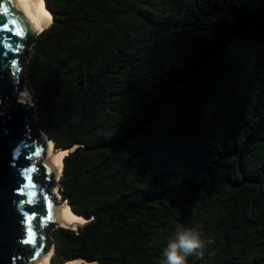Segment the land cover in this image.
Wrapping results in <instances>:
<instances>
[{
	"label": "trees",
	"instance_id": "1",
	"mask_svg": "<svg viewBox=\"0 0 264 264\" xmlns=\"http://www.w3.org/2000/svg\"><path fill=\"white\" fill-rule=\"evenodd\" d=\"M27 83L90 218L56 226L51 264H264V0H44ZM90 148V149H89Z\"/></svg>",
	"mask_w": 264,
	"mask_h": 264
},
{
	"label": "water",
	"instance_id": "2",
	"mask_svg": "<svg viewBox=\"0 0 264 264\" xmlns=\"http://www.w3.org/2000/svg\"><path fill=\"white\" fill-rule=\"evenodd\" d=\"M50 21L41 0H0V264L46 263L53 242L46 228H70L78 221L54 192L57 166L62 151L88 149L74 144L51 153L53 141L35 127L24 86L23 62L32 43L27 41Z\"/></svg>",
	"mask_w": 264,
	"mask_h": 264
},
{
	"label": "clouds",
	"instance_id": "3",
	"mask_svg": "<svg viewBox=\"0 0 264 264\" xmlns=\"http://www.w3.org/2000/svg\"><path fill=\"white\" fill-rule=\"evenodd\" d=\"M204 246L195 227L178 226L175 238L169 239L163 250L161 264H188L187 258Z\"/></svg>",
	"mask_w": 264,
	"mask_h": 264
},
{
	"label": "bare ground",
	"instance_id": "4",
	"mask_svg": "<svg viewBox=\"0 0 264 264\" xmlns=\"http://www.w3.org/2000/svg\"><path fill=\"white\" fill-rule=\"evenodd\" d=\"M41 2H42V4H43L44 9L47 11L48 15H49L50 18H51V21H50V23H51V22H52V15H51V12L46 8L45 3H44V0H41ZM45 27H46V26H45ZM45 27H41V28H40L36 33H34L33 35L37 34V33L40 32L41 30H43ZM33 35H32V36H33ZM32 36H31V37H32ZM50 142H51V141H50ZM55 150H56V149L53 147V143L51 142L50 152H51V153H54ZM60 150H63V149L60 148ZM64 155H65V151H62V152H61V162H60V165L57 166V169L59 170V172H60V169H61V167H62V165H63L62 158H63ZM57 179H58V178H57ZM54 192L58 195V202L61 203V202H62V199H59V192H58V190L56 189ZM65 207H66V204H63V205H62V210H64ZM67 210L69 211L70 214L74 215V216L78 219V221H75V222H73L72 224L68 225L69 227H71V228H76V226H77L78 224H82V223L86 222V219H85L82 215L75 213L74 211L71 210V208L68 207ZM54 226H56V225H54ZM49 247H50V249L46 252V253L48 254L47 262L44 263L42 260H40V264H51V255H52V253H53V247H51L50 244H49ZM94 262H95V261L90 262V261L83 260V259H81V258H77V259H71V260H68V261L64 262L63 264H93Z\"/></svg>",
	"mask_w": 264,
	"mask_h": 264
},
{
	"label": "rangeland",
	"instance_id": "5",
	"mask_svg": "<svg viewBox=\"0 0 264 264\" xmlns=\"http://www.w3.org/2000/svg\"><path fill=\"white\" fill-rule=\"evenodd\" d=\"M53 20V19H52ZM50 24V23H49ZM48 24V25H49ZM47 25V26H48ZM46 26V27H47ZM39 33V32H38ZM37 33V34H38ZM37 34H35V35H33L32 37H30L29 39H28V41H27V44H30L31 42V44L29 45V49H31V51H30V54H29V57H28V59L26 60V61H24L23 63L27 66V64H28V62H29V60H30V58L32 57V54H33V47H34V43H35V40H34V38L37 36ZM26 66H24V69H23V74H24V82H25V89H26V91H28V93L30 94V96H31V99H32V94H31V92L29 91V88H28V86L26 85V83H27V72H26ZM32 102H33V99L31 100ZM31 102V103H32ZM33 105H34V103H33ZM32 115L34 116V118L36 119V123H35V127L38 129V130H40L41 132H42V130L41 129H39V127H38V125H37V115H36V108H35V106H34V109L32 110ZM43 134H45L44 132H43ZM46 135V134H45ZM44 135V136H45ZM47 136V135H46ZM54 147V146H53ZM61 171H62V167H61V169H60V172L57 174V183H58V185H56L55 186V189H54V191L57 189L58 190V192H59V199H62L61 198V193H60V189H59V178L60 177H58V176H61ZM55 227L56 226H48L47 228H46V231H47V233H46V237H48V240H50V241H53V231H54V229H55ZM50 244V246L51 247H53V245H54V241L52 242V243H49ZM82 259V258H81ZM61 264H63V263H61ZM93 264H99L98 262H94Z\"/></svg>",
	"mask_w": 264,
	"mask_h": 264
}]
</instances>
